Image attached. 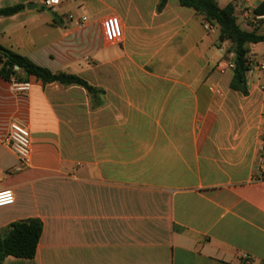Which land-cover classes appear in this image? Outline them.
I'll list each match as a JSON object with an SVG mask.
<instances>
[{"label":"crops","instance_id":"0c3cea01","mask_svg":"<svg viewBox=\"0 0 264 264\" xmlns=\"http://www.w3.org/2000/svg\"><path fill=\"white\" fill-rule=\"evenodd\" d=\"M44 1L0 0L38 5L0 17V46L97 92L20 71L31 89L17 94L0 76V190L15 193L0 233L43 223L33 259L2 264H264V77L233 90V72L218 73L228 45L179 0L161 11V0ZM263 1L218 3H235L238 24L262 33L245 11ZM111 16L120 42L106 38ZM263 46L249 52L264 57ZM12 122L31 133L21 172Z\"/></svg>","mask_w":264,"mask_h":264},{"label":"trees","instance_id":"16d2710c","mask_svg":"<svg viewBox=\"0 0 264 264\" xmlns=\"http://www.w3.org/2000/svg\"><path fill=\"white\" fill-rule=\"evenodd\" d=\"M168 0H161L158 10L161 11ZM181 6L192 9L206 21L218 27L219 41L228 45V52L235 56V70L231 88L243 94H248L245 81V57L251 44L264 43V32L259 33L243 30L238 24L236 4L230 3L221 8L218 0H179ZM25 5H15L0 9L1 16H13L25 10ZM257 14H264V1L255 9ZM0 76L11 81H22L19 72L35 77L44 84L60 83L64 86H79L90 94L97 92L85 79L67 73H53L50 70L34 64L27 57L14 53L0 46ZM43 232L40 219L30 218L13 222L0 233V264L7 257L33 259Z\"/></svg>","mask_w":264,"mask_h":264},{"label":"built area","instance_id":"2783aa9c","mask_svg":"<svg viewBox=\"0 0 264 264\" xmlns=\"http://www.w3.org/2000/svg\"><path fill=\"white\" fill-rule=\"evenodd\" d=\"M61 0H45L43 5L54 10L60 5ZM245 18L249 23L253 25L254 28H260L264 26V14H257L255 10H246ZM86 17L81 19V22H85ZM205 30L210 32H217L218 27L205 21L203 24ZM104 27L106 28V38L110 42H120L123 38V29L121 21L116 16H111L108 18ZM224 56L219 62L218 73L221 75L227 72H234L235 70V56L228 52V49L223 48ZM234 56V57H233ZM245 81L247 88H253L256 86V81L264 77V57H257L251 52H248L245 57ZM12 89L17 94H26L31 89V84L29 82L12 80ZM260 90L264 91V85L258 87ZM215 92L220 93L219 89H214ZM7 144L11 151L16 155L18 159V165L15 171L21 172L29 168L31 165V155H32V141L31 133L29 129L17 122H12L10 125L9 135L7 139ZM260 167L264 168V139L259 155ZM15 204V193L11 189L0 190V209L4 207H10Z\"/></svg>","mask_w":264,"mask_h":264},{"label":"rangeland","instance_id":"374dc122","mask_svg":"<svg viewBox=\"0 0 264 264\" xmlns=\"http://www.w3.org/2000/svg\"><path fill=\"white\" fill-rule=\"evenodd\" d=\"M221 4H223V3L221 2ZM239 25L241 26V28H242L243 30L248 29V27L246 26V24L243 23V20H242V19L239 20ZM260 49H261V50H264V46L261 47ZM233 57H234V56H233Z\"/></svg>","mask_w":264,"mask_h":264},{"label":"water","instance_id":"95a60500","mask_svg":"<svg viewBox=\"0 0 264 264\" xmlns=\"http://www.w3.org/2000/svg\"><path fill=\"white\" fill-rule=\"evenodd\" d=\"M27 9L29 10H33V9H36L38 7L37 4H34V3H29L26 5Z\"/></svg>","mask_w":264,"mask_h":264}]
</instances>
